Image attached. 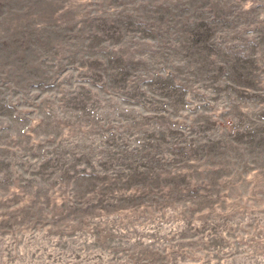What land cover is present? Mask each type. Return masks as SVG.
<instances>
[{
    "label": "rangeland",
    "instance_id": "1",
    "mask_svg": "<svg viewBox=\"0 0 264 264\" xmlns=\"http://www.w3.org/2000/svg\"><path fill=\"white\" fill-rule=\"evenodd\" d=\"M0 264H264V0H0Z\"/></svg>",
    "mask_w": 264,
    "mask_h": 264
}]
</instances>
